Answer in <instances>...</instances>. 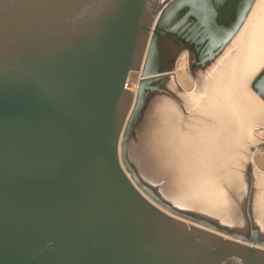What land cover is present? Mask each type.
<instances>
[{
  "label": "water",
  "instance_id": "water-1",
  "mask_svg": "<svg viewBox=\"0 0 264 264\" xmlns=\"http://www.w3.org/2000/svg\"><path fill=\"white\" fill-rule=\"evenodd\" d=\"M257 2L0 0V264H264V56L223 54Z\"/></svg>",
  "mask_w": 264,
  "mask_h": 264
},
{
  "label": "bare ground",
  "instance_id": "bare-ground-1",
  "mask_svg": "<svg viewBox=\"0 0 264 264\" xmlns=\"http://www.w3.org/2000/svg\"><path fill=\"white\" fill-rule=\"evenodd\" d=\"M263 23H264V0H258L257 4L253 7L252 13L247 18L245 24L243 25V27L239 31L238 35L234 38V40L232 41L230 46H228L223 52V54L226 52V56L229 54L225 60V61H227V65H228L229 69L233 65L234 61H236V63H237L238 60H242V62L239 63V68L241 67V71H242V73H244L241 82L246 80L247 74L248 73L251 74V72L253 71L254 68L255 69L257 67L259 68V63L261 62V60L264 56V54L262 55L263 51H259V53H257L258 55L255 54L256 55L254 57L255 59H252L250 62H249L248 57H247L248 55H250L249 53L251 52V49H254V47H252V45H255V44H253V42L258 39V35H259V32L262 28ZM147 45H148V42H147ZM186 51L187 50L185 49L179 54V56L176 60V66H175L172 73L174 74L175 78L177 79L178 83L181 86H183L186 89H189L194 84V80H192L193 77H191V75L189 73V54L187 53L188 51L187 52ZM145 53H146V50H145ZM145 53L143 55V60H144ZM231 62H232V64H231ZM140 66H141V64H140ZM235 67H236V65H235ZM237 71H238V68L237 67L234 68V70L232 72L234 78H237ZM186 78H188L189 81H186ZM140 79H141V67H139V70L136 71L132 85H131V89H130V91L133 93V101L135 99V95L137 92V87H138V83H139ZM195 84H196V82H195ZM248 95L252 99L254 98L256 100L255 105L261 106V107L264 106V101L257 98L258 100H261V102H259L251 94H248ZM250 97H249V101H252V99ZM211 100L212 101H214V100L220 101V99L218 97H215V99H214V95H212ZM220 102L224 103V101H220ZM244 102H245V95H244ZM222 109L223 108H221L220 106H215L213 108V110H216L217 112H220ZM125 122H126V119H125ZM125 122H124V125H125ZM124 125L122 127L121 134H120V144H121V137H122ZM257 133L260 134L259 131ZM260 157H263V158H260ZM258 159L260 160V162H259L260 166H262L261 163L263 161H261V159L264 160V155L259 156ZM259 160H257V161H259ZM206 163H207L206 160L201 159L199 173H197L196 177L190 176V178L193 181H196V185H194V188L192 189L191 192L192 193L193 192L205 193L204 198H201L198 196L194 197L193 195H195V194H190V193L185 194L183 197L186 199H190L192 202H198L201 205H203L205 208L207 207V208H211V209L215 210V209H219L221 207V205H218L217 203H220V201H223V197L218 198L215 195V197L213 198V196H211L212 192L210 191V185L212 183H209V182H213V180H214L213 177H216V179H217V175L215 174V172L208 170V168H207L208 165ZM204 164H206V165H204ZM144 169L146 170V168H144ZM204 169H206L205 172L203 171ZM262 169H264V167ZM262 169H261V171H262ZM189 174L191 175L192 173L189 172ZM189 174H188V176H189ZM198 176H199V178H197ZM202 181L204 182V186L206 187V191H203L201 188L200 183ZM207 181H209V182H207ZM189 189H190V187L184 188V191L188 192ZM213 199H215V201H212ZM186 221L190 224L199 225V224H197L193 221H190L188 219H186ZM206 228H208V227H206ZM211 230H213V229H211Z\"/></svg>",
  "mask_w": 264,
  "mask_h": 264
},
{
  "label": "rangeland",
  "instance_id": "rangeland-1",
  "mask_svg": "<svg viewBox=\"0 0 264 264\" xmlns=\"http://www.w3.org/2000/svg\"><path fill=\"white\" fill-rule=\"evenodd\" d=\"M155 21V20H154ZM149 37H150V34H149ZM149 37H148V39H147V42H148V40H149ZM147 42H146V45H145V48H144V51H143V53H142V56H141V59H140V62H139V64L141 63V61H142V59H143V55H144V53H145V50H146V46H147ZM187 52V51H186ZM188 53V52H187ZM137 70H139V68L137 69ZM136 70V71H137ZM189 73H190V75H191V77H193L192 76V74H191V72H190V70H189ZM192 80H194V78H192ZM186 81H189V79L188 78H186ZM194 86H195V80H194V84L191 86V88H189V89H186V88H184L183 86V88L185 89V90H187V91H191V90H193V88H194ZM131 102H132V99H131ZM131 102H130V104H129V106H128V109H127V112H126V114H125V116H124V120H123V124H122V127H123V125H124V122H125V119H126V117H127V114H128V112H129V109H130V107H131ZM122 127H121V129H120V134H121V130H122ZM261 129V130H260ZM259 131V133L261 134H258L257 132ZM264 126H261V127H257L256 128V134H257V136L261 139V140H264ZM264 155V146H262V147H258L256 150H255V152H254V161H255V164L257 165V167L261 170L263 167H264V160H262L261 159V161H263L262 163H261V165L262 166H260V158H263V157H260L259 159H258V157L259 156H263ZM257 160H259V161H257ZM200 161H201V159H200ZM257 161V162H256ZM262 171L264 172V169H262ZM198 173H199V171H198ZM200 185H201V188H202V190L203 191H206V187L204 186V182L202 181L201 183H200ZM190 190V189H189ZM188 190V191H189ZM190 194H198V197H201V198H204V195H205V193H202V192H198V193H196V192H189ZM200 226V225H199ZM204 227V226H203ZM206 228V227H205ZM209 229V228H208ZM209 230H211V229H209ZM212 231H214V230H212Z\"/></svg>",
  "mask_w": 264,
  "mask_h": 264
}]
</instances>
